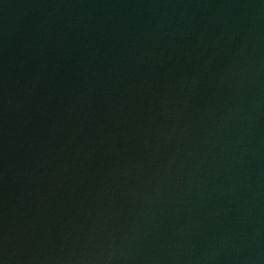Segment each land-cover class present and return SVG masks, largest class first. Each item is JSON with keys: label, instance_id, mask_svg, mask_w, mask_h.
Masks as SVG:
<instances>
[{"label": "water", "instance_id": "1", "mask_svg": "<svg viewBox=\"0 0 264 264\" xmlns=\"http://www.w3.org/2000/svg\"><path fill=\"white\" fill-rule=\"evenodd\" d=\"M0 264H264V0H0Z\"/></svg>", "mask_w": 264, "mask_h": 264}]
</instances>
